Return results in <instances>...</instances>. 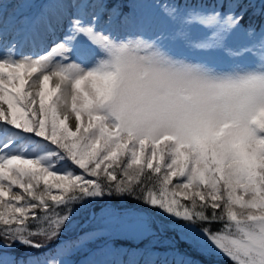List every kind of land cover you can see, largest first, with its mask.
I'll list each match as a JSON object with an SVG mask.
<instances>
[{
    "label": "snow or ice",
    "instance_id": "snow-or-ice-1",
    "mask_svg": "<svg viewBox=\"0 0 264 264\" xmlns=\"http://www.w3.org/2000/svg\"><path fill=\"white\" fill-rule=\"evenodd\" d=\"M34 2L17 0L9 16L0 5V264H56L4 253L41 247L34 237L55 236L67 218L50 214L54 203L101 184L142 188L177 217L226 220L228 236L205 228L208 239L235 264H264V119L240 137L110 126L101 114L103 79L91 70L111 42L129 37L167 49L200 41L219 63L232 62L228 68L264 65V0H39L29 14Z\"/></svg>",
    "mask_w": 264,
    "mask_h": 264
},
{
    "label": "clouds",
    "instance_id": "clouds-1",
    "mask_svg": "<svg viewBox=\"0 0 264 264\" xmlns=\"http://www.w3.org/2000/svg\"><path fill=\"white\" fill-rule=\"evenodd\" d=\"M200 41L188 46L201 50ZM91 70L103 79L101 114L133 132L240 137L264 119V65L218 69L141 37L113 41Z\"/></svg>",
    "mask_w": 264,
    "mask_h": 264
},
{
    "label": "rangeland",
    "instance_id": "rangeland-1",
    "mask_svg": "<svg viewBox=\"0 0 264 264\" xmlns=\"http://www.w3.org/2000/svg\"><path fill=\"white\" fill-rule=\"evenodd\" d=\"M180 1V3H194L192 0ZM137 2H152V0H137ZM196 3H203L207 6H211L212 4L218 3V0H198ZM224 3L226 5L227 0H224ZM0 5L3 6L4 16L11 15L19 7L17 0H0ZM38 6L39 0H35L33 7L28 9L27 12L29 14L32 13ZM124 11H129V9L126 7ZM256 20H260V18H256ZM168 50L175 55L201 60L218 69H228L229 65L232 63L230 61L219 63L216 60L217 53L211 47L195 50L188 47L183 42L177 41L175 44L169 45ZM25 53H27V49H25ZM54 78L55 77L52 78L53 85L56 82V78ZM74 120L75 117L73 114L69 118V125L73 128V130ZM182 179L183 178H173V183H176L178 180L182 182ZM41 186H43V181H41ZM116 189L119 188L116 187ZM76 191L79 190H73L71 193H77ZM53 194L59 195L60 193L57 190H53ZM113 194L117 195L118 193L115 190L113 191ZM116 197L120 198V195ZM178 199L180 198L178 197ZM141 200H144V197L141 198ZM181 202L185 203L183 200H181ZM49 203H52L50 199ZM103 203H107V206L100 210L98 214L99 218L95 216L97 218L94 223V225H96V229L104 228L107 221L115 220L118 223V225H115V227L119 228V231L123 233L125 239L128 238L132 242L142 241L143 243L141 244V247H130L129 249L125 248L124 245L121 244H118L114 247L109 246L103 250H98L97 247H92L87 249L86 252H81L79 256L74 259L76 264H134L136 259L135 256L138 257L139 254H142L145 257H150L151 259H154L156 255L159 254V264H168L171 260H173L174 264H202L200 262H193L192 258L194 257L191 255L192 252L189 248L191 244L196 246L198 243L200 244L198 246L201 248L203 247L205 251L212 253L211 255L213 258H216V260L213 261V264H218L217 262L221 261L223 258H230L222 249L218 248L216 244L208 239L207 234L204 233L205 228H209L210 225H213L216 229L212 233H219L221 236H228L229 230L224 229L223 227L224 223L227 222L226 220L224 222H219L216 225L213 223L209 224L207 222L177 217L173 213L168 212L164 207L158 204L154 205L146 199L142 203H137L136 207L135 205L120 206L118 205L119 202L112 200V197H104L97 204ZM93 204L95 203L85 205L78 203V201L66 203L65 199L62 202L54 203L53 210L50 214L54 215L56 211H59L61 214L67 215V218L59 227L61 228L60 233L52 236L53 238L50 237L52 240L57 238L59 242L54 243L55 247L50 254L46 251H43V253H35L37 250H35L33 247H27V257L32 256L42 261L46 256H49L56 260V264H66L67 261L72 262L74 250L72 247H70L72 241H69V237L72 235L63 233L65 228L71 222V219H69V214L71 211L66 209L72 207V210L80 212L82 217L86 214V217L83 219V221H81V223L86 225L90 223V221L92 222L94 217V211L92 207ZM119 212L120 215L118 214ZM33 223L39 224L40 222L36 221ZM88 226L92 227L89 224ZM86 232L89 231H85L84 233L86 234ZM194 233L199 234L198 240L194 237ZM50 238H44L43 240H45V242L43 243L36 240L35 242L41 244V246H45L48 244L47 240H50L51 242ZM182 241H186V244H183ZM124 253H126L125 261H123ZM149 264H151V261Z\"/></svg>",
    "mask_w": 264,
    "mask_h": 264
},
{
    "label": "trees",
    "instance_id": "trees-1",
    "mask_svg": "<svg viewBox=\"0 0 264 264\" xmlns=\"http://www.w3.org/2000/svg\"><path fill=\"white\" fill-rule=\"evenodd\" d=\"M178 1L181 2L180 0ZM192 1L194 3L198 2V0H192ZM256 22H257V25H259L261 20H256ZM77 174H80V172L78 171ZM115 190L118 193L117 195L113 194V191ZM76 192L77 193H71V194L66 195L65 197L66 203L77 202V201L78 203L85 204V205L95 203L92 206L93 211H94V217L92 219V222L90 221V223H88L92 227L86 224L80 227L79 229H77L81 221H83V219L86 217V214L82 217L81 213L78 211H73L72 207L66 209L68 211H71L69 214V219H71V222L65 228V231L63 233L72 235L69 237V241L70 240L72 241V243L70 242L71 243L70 247H72L74 250L72 262L67 261L66 264H76V262H74L75 261L74 259L77 256H79L81 252L83 251L86 252L87 249H90L92 247H97L98 250L106 249L109 246L114 247V246H117L118 244L124 245V247L127 249H129L130 247H141V244L143 243L142 241L140 243L132 242L130 241V239L124 238V235L122 232L119 231V228L115 227V225H118L117 221L115 220L107 221L106 226L104 228H98V229H96V225H94V223L97 220L95 216L99 218L98 214L100 210L103 207L107 206V203L97 204L104 197L105 198L112 197V200L119 202L118 205L120 206L135 205L136 207L137 203H142L143 201H145V198L144 200H141V198H143L141 194L143 192L142 188L137 189L135 186H131L126 189H116V187L114 186L101 184L98 186V188L93 189L92 191L87 192V193L80 192V191H76ZM119 195H120V198L116 197ZM118 214L120 215V212ZM218 223L219 222H214L213 224L217 225ZM209 228L211 232H214L216 229L213 225H210ZM60 231H61V228H59L56 231V234L60 233ZM85 231H89V232H86L85 234L84 233ZM52 238H50L51 242L50 240H47L48 244L45 246H41L39 248L33 247L35 250H37L35 253H43V251H46L50 254L53 251V248L55 247L54 243L59 242L57 238L54 240H52ZM43 239L44 238L42 237H34V240L42 242V243L45 242V240ZM182 242L183 244H186V241H182ZM198 245L200 244L198 243ZM198 245L193 246V244H191L189 246L192 252L191 255H193L194 257L192 258L193 262H200L202 264H205V263L213 264V261L216 260V258H213V256L211 255L212 253L205 251L203 247L201 248ZM26 248L27 247H25L24 245H18L12 249L5 250L4 254L9 255V256H16L17 258L23 255L25 258H27ZM125 257H126V253L123 254V261L126 260ZM135 258L136 259H135L134 264H138V263L139 264H149L150 261H151V264H159L160 262L159 254H157L154 259H151L150 257H145L142 254H139L138 257L135 256ZM217 263L218 264H235V261H233L231 258H223L221 261ZM168 264H174L173 260L169 261ZM184 264H187V263H184Z\"/></svg>",
    "mask_w": 264,
    "mask_h": 264
},
{
    "label": "bare ground",
    "instance_id": "bare-ground-1",
    "mask_svg": "<svg viewBox=\"0 0 264 264\" xmlns=\"http://www.w3.org/2000/svg\"><path fill=\"white\" fill-rule=\"evenodd\" d=\"M55 79V78H54ZM140 243V242H139ZM166 261V260H165Z\"/></svg>",
    "mask_w": 264,
    "mask_h": 264
}]
</instances>
